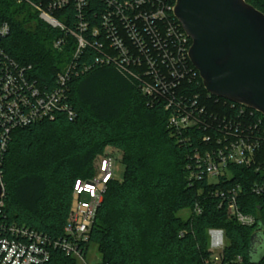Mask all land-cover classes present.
I'll return each mask as SVG.
<instances>
[{
	"label": "trees",
	"instance_id": "trees-1",
	"mask_svg": "<svg viewBox=\"0 0 264 264\" xmlns=\"http://www.w3.org/2000/svg\"><path fill=\"white\" fill-rule=\"evenodd\" d=\"M27 1L0 0V25L10 26L2 48L20 66L32 67L39 87L53 90L58 75L74 60L77 41L43 21L30 4L45 6L47 0ZM167 1L175 6L174 0ZM245 1L264 14V0ZM90 8L98 9L99 2L92 1ZM53 16L71 28L78 21L73 4ZM60 39L65 41L56 48ZM99 55L87 48L75 61L77 71L71 73L66 100L73 119L58 111L51 120L13 131L0 168V220L51 238L63 237L78 183L95 178L96 159L112 147L122 153L123 175L120 179L113 174L106 183L89 239L81 246L84 260L95 244L102 264H264V255L253 261L250 254L256 230L264 225V192L251 193L255 183H264V154L259 157L260 171L231 167L233 178L219 186L206 180L190 182L187 166L193 153L210 147L202 142L203 136L216 134L202 127L176 135L168 125L166 100L143 94L144 70L132 66V75L123 73L113 65L97 64ZM190 65L196 77L183 84L179 95H198L209 113L264 127L259 112L210 95ZM85 67L90 69L84 71ZM237 185L242 188L241 211L255 218L252 226L229 219L212 195L217 188ZM196 205L200 215L194 213ZM185 210L190 212L187 219L179 216ZM211 231L223 232L228 243L218 263L209 248ZM45 264L77 261L55 250Z\"/></svg>",
	"mask_w": 264,
	"mask_h": 264
},
{
	"label": "built area",
	"instance_id": "built-area-1",
	"mask_svg": "<svg viewBox=\"0 0 264 264\" xmlns=\"http://www.w3.org/2000/svg\"><path fill=\"white\" fill-rule=\"evenodd\" d=\"M24 1L27 0H19ZM92 1L99 2L98 9L90 8ZM30 4L40 11L43 21L75 38L77 49L73 62L58 75V86L53 90L42 88L33 78L32 67L20 66L3 50L2 43L10 33V26L8 23L0 25V168L13 131L51 120L58 111L73 119L74 112L66 102L68 82L71 73L77 71L75 61L87 48H92L101 54L96 58L97 64L113 65L130 75L132 66L144 70L147 80L143 94L154 100H166L165 109L170 112L168 125L176 135L202 127L216 134L215 137L203 136L202 142L210 147L193 153V160L187 166L190 182L206 180L210 185L219 186L223 180L233 178L231 167L260 171L264 127L209 113L198 102V95L194 99L179 95L183 84H190L196 77L189 58L192 40L175 17V6L167 0H47L45 6ZM71 4L78 15L74 28L53 16ZM64 41L58 40L55 47L59 48ZM89 69L85 67L84 71ZM118 161L116 157H107L92 181L78 183L63 237L51 238L0 220V264H45L55 250L84 260L81 246L89 239L106 183L113 176ZM241 191V185H237L231 189L217 188L212 195L219 200L220 208L226 209L229 219L252 226L255 218L244 214L239 206ZM263 192L264 183H255L251 189L255 195ZM84 194L87 195L85 201ZM3 199L0 210L4 206ZM194 213H202L199 205ZM214 261H220V254L214 255Z\"/></svg>",
	"mask_w": 264,
	"mask_h": 264
},
{
	"label": "water",
	"instance_id": "water-1",
	"mask_svg": "<svg viewBox=\"0 0 264 264\" xmlns=\"http://www.w3.org/2000/svg\"><path fill=\"white\" fill-rule=\"evenodd\" d=\"M174 1L175 17L192 40L189 58L207 92L264 116V14L245 0ZM263 231L260 224L252 239L253 261L264 255Z\"/></svg>",
	"mask_w": 264,
	"mask_h": 264
},
{
	"label": "rangeland",
	"instance_id": "rangeland-1",
	"mask_svg": "<svg viewBox=\"0 0 264 264\" xmlns=\"http://www.w3.org/2000/svg\"><path fill=\"white\" fill-rule=\"evenodd\" d=\"M104 164H105L104 159L98 160L97 166H96L97 173L101 171ZM115 171L113 174L116 175L117 178L121 179L123 175V167H122V163H120L119 161L116 165ZM85 200H87L86 194L83 195V201ZM179 216L183 219H187L190 216V212L188 210H185L182 213H180ZM209 237H210V243H209L210 251L214 255L220 254L223 248L225 247V245L228 244L224 233L220 231H211L209 233ZM76 261H77V264H102V256L100 255L97 246L95 244H92L85 260L77 259Z\"/></svg>",
	"mask_w": 264,
	"mask_h": 264
},
{
	"label": "crops",
	"instance_id": "crops-1",
	"mask_svg": "<svg viewBox=\"0 0 264 264\" xmlns=\"http://www.w3.org/2000/svg\"><path fill=\"white\" fill-rule=\"evenodd\" d=\"M107 157H116V158H118V160H119V162L121 163V159H122V153L119 151V150H117V149H114V148H112V147H107L106 148V150H105V153H104V155H102V156H99L97 159H96V161H95V169H96V166H97V162H98V160L100 159V160H105ZM116 172V171H115ZM98 174V173H97ZM96 174V175H97Z\"/></svg>",
	"mask_w": 264,
	"mask_h": 264
}]
</instances>
